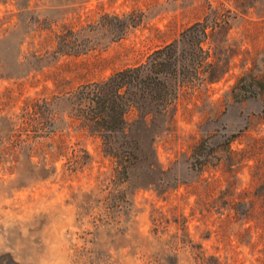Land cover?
<instances>
[{"label":"rangeland","instance_id":"obj_1","mask_svg":"<svg viewBox=\"0 0 264 264\" xmlns=\"http://www.w3.org/2000/svg\"><path fill=\"white\" fill-rule=\"evenodd\" d=\"M196 21L225 71L181 86L165 111L131 110L124 172L70 122L65 92L144 61ZM240 81L258 92H237ZM42 98L56 111L44 134L24 113ZM262 135L264 0H0V264H260L237 235L250 222L225 226L217 205L228 181L235 194L257 186L255 160L230 164L224 139L241 150Z\"/></svg>","mask_w":264,"mask_h":264},{"label":"trees","instance_id":"obj_2","mask_svg":"<svg viewBox=\"0 0 264 264\" xmlns=\"http://www.w3.org/2000/svg\"><path fill=\"white\" fill-rule=\"evenodd\" d=\"M207 35L206 23L196 21L185 27L178 38L154 48L144 61L116 69L100 80L84 82L66 91L70 122L88 134L100 137L105 151L126 172L135 157L136 147L135 139L128 133L127 114L133 109L140 116L165 111L181 86L196 81L200 83L204 79L217 80L225 71L219 73L217 61L210 59L208 52L199 46ZM234 87L244 96L258 92L248 89L247 81H240ZM25 108L24 113L30 120L40 122V134L52 130L49 125L55 120L56 111L50 99L28 100ZM236 134L231 133V136ZM231 136L224 139L227 159L234 164L253 158L252 180L257 186L254 190L243 189L235 194L232 182L228 181L220 192L217 208L227 209L223 220L225 226L235 221H239L240 226L250 222L237 230V235L241 241L246 234L249 235L247 243L257 253L260 264H264V135L252 136L241 150L228 146ZM204 141L195 145L191 161L199 170L210 161L209 152L203 151ZM213 183L214 180L206 179L207 185ZM208 201L209 205H216L211 204L213 200ZM199 258L196 264H226L214 255H200Z\"/></svg>","mask_w":264,"mask_h":264}]
</instances>
